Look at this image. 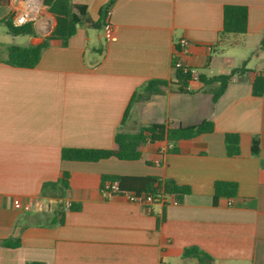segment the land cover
Instances as JSON below:
<instances>
[{"label": "crops", "instance_id": "obj_1", "mask_svg": "<svg viewBox=\"0 0 264 264\" xmlns=\"http://www.w3.org/2000/svg\"><path fill=\"white\" fill-rule=\"evenodd\" d=\"M110 1L71 0L102 21L101 28L79 26L65 43L51 40L37 66L0 62V242H20L0 245V264H199L183 256L191 247L214 264H264V95L252 93L255 77L264 74V0H115L103 20L100 11ZM18 4L0 0V26L8 29L5 21ZM226 4L248 7L245 35L220 38ZM107 21L114 41L104 36ZM35 29V36L8 31L1 52L12 44H40L53 31ZM184 38L188 47L180 44ZM174 59L208 78L244 64L246 70L217 102L194 77L192 92L171 86L134 102L149 81L174 80ZM206 120L214 123L212 133L144 144L139 160L62 159L64 148H113L119 129ZM230 132L240 135L234 157L226 153ZM257 136L260 153L254 155ZM64 172L70 173L64 194L44 189ZM106 175L172 179L191 192L182 203L162 195L147 207L106 195ZM216 181L236 182L238 194L215 201ZM44 199L56 202L41 211L35 203Z\"/></svg>", "mask_w": 264, "mask_h": 264}, {"label": "trees", "instance_id": "obj_2", "mask_svg": "<svg viewBox=\"0 0 264 264\" xmlns=\"http://www.w3.org/2000/svg\"><path fill=\"white\" fill-rule=\"evenodd\" d=\"M51 14L56 19V25L44 41L37 45L22 46L12 44L6 49V57L0 62L6 64L33 68L38 65L43 51L50 45V41L60 39L64 43L73 36L79 26L90 28H101L102 21L94 22L85 6L76 5L71 0H44ZM115 0H111L101 11L102 19L108 17V12ZM249 10L245 5L226 4L223 7V28L220 34L222 40L228 35H245L248 31ZM8 31L12 36H35L36 29L33 23H28L21 27H15L11 18L6 19ZM260 49L264 52V40L260 43ZM1 52V51H0ZM177 59H174V80H152L149 81L142 94L136 92L134 102L148 100L151 96L162 94L168 87L177 86L180 93L192 92L188 89L189 82L193 79L191 73H184L182 69L176 67ZM245 64L238 69L232 70L229 74L206 77L200 75L199 82L202 84L200 90L211 91L213 101L217 102L226 91L229 83L236 73L245 72ZM252 93L256 97L264 95V74L257 75L252 82ZM214 123L206 120L200 124L192 126H179L170 128L165 124L153 123L143 125L136 132H127L119 129L115 136V146L110 149L91 148H64L62 159L68 161L97 162L102 159L116 157L121 160H139L141 158L140 147L147 143L168 141L177 143L181 140H191L200 135L212 133ZM226 153L230 157L240 154V135L238 133H226L225 135ZM176 151V149H173ZM252 153H260V138L254 137L251 147ZM70 173L64 172L62 178L57 182L44 184V189H51L54 193L64 194L69 189ZM108 180L116 181L119 184V194L126 192L153 195H169L174 198L176 204L182 203L183 198L190 194L191 188L187 185H180L172 179L162 180L158 177H129L120 175H106L103 177L104 183ZM214 200L219 197H235L238 194V184L232 181H216L214 185ZM73 210V206H70ZM64 215L59 210L56 217L61 219ZM63 220H60L62 223ZM3 247L16 248L20 245L18 240H3L0 242ZM183 256L194 257L199 264H214V259L206 252L197 247L185 249ZM42 264V263H32Z\"/></svg>", "mask_w": 264, "mask_h": 264}, {"label": "built area", "instance_id": "obj_3", "mask_svg": "<svg viewBox=\"0 0 264 264\" xmlns=\"http://www.w3.org/2000/svg\"><path fill=\"white\" fill-rule=\"evenodd\" d=\"M109 14L110 11L108 12V16ZM12 23L15 27H21L28 23H33L40 32L49 34L55 25V20L44 0H19L18 7L12 16ZM103 31L104 36L108 41L116 40V34L111 22L107 21L104 24ZM180 44L183 47H188L190 42L184 38L180 40ZM176 67L182 69L184 73H191L195 79H198L199 77L195 70L185 66L181 61H177ZM118 190V182L108 180L104 183L103 191L106 195L112 196L119 194ZM122 195L126 196L130 202L145 204L147 207L151 206L156 200H162L163 198L161 194L137 195L135 193L126 192ZM54 202H56L54 199H44L42 201H37L35 207L42 211L49 208Z\"/></svg>", "mask_w": 264, "mask_h": 264}, {"label": "rangeland", "instance_id": "obj_4", "mask_svg": "<svg viewBox=\"0 0 264 264\" xmlns=\"http://www.w3.org/2000/svg\"><path fill=\"white\" fill-rule=\"evenodd\" d=\"M8 33V29H7V27H5V26H0V40H2V38L5 36V34H7ZM22 41H24V40H22V39H20L18 42L19 43H21ZM1 51V50H0ZM5 51H3V52H0V59H2V58H5Z\"/></svg>", "mask_w": 264, "mask_h": 264}]
</instances>
